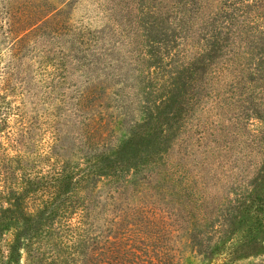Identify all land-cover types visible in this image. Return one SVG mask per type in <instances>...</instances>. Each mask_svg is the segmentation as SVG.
Segmentation results:
<instances>
[{
    "label": "rangeland",
    "instance_id": "rangeland-1",
    "mask_svg": "<svg viewBox=\"0 0 264 264\" xmlns=\"http://www.w3.org/2000/svg\"><path fill=\"white\" fill-rule=\"evenodd\" d=\"M223 3L0 0L37 42L0 27V264H84V222L126 225L150 264H209L231 238L227 264H264V221L243 211L264 200V54L232 52ZM197 52L208 70L185 61ZM115 163L131 169L86 181ZM29 234L8 262L6 241Z\"/></svg>",
    "mask_w": 264,
    "mask_h": 264
},
{
    "label": "trees",
    "instance_id": "trees-1",
    "mask_svg": "<svg viewBox=\"0 0 264 264\" xmlns=\"http://www.w3.org/2000/svg\"><path fill=\"white\" fill-rule=\"evenodd\" d=\"M224 1L225 3H223V6L225 8H228L227 10L225 9L228 15V19L240 21L239 30L232 34L237 39V45L234 46L235 51L232 52H238V50H240V46H238V44L241 42L242 44L245 43L246 45V50L243 51L244 54H264V0ZM6 24V21L0 17V27H3ZM7 25V31L5 30L4 33L5 36L8 37L9 34L11 35L13 33V36L10 37V45L14 44V46L16 45L18 46V48H23L25 44H29L31 47L32 45L35 46L37 44L35 40H32L30 42L31 30L28 31L26 30V28H19V31H17L16 33L15 30L9 28V24ZM199 50L201 52L204 51L202 47L199 48ZM22 56L27 57V54H22ZM198 56L203 55H201L200 53L185 55V58H188L185 61L189 63V61L192 59V61H190L192 66L194 63L197 65L200 64L199 66H195V69L206 68L208 70V66L207 64H205V57L203 56L201 59H199ZM261 72L262 73L259 77L264 78V68L261 69ZM33 113L37 115V113L34 112V108L27 109L24 107V109H22L21 133L24 136H27L31 132L32 125L30 120L33 119ZM86 119L93 120L92 116H87ZM156 123L160 128L161 134L163 136V132L165 130L163 129L164 125L161 123V115H158ZM88 125L90 126V123ZM171 129L172 125L169 124L166 130L170 132ZM161 134L153 135V143H163L161 140ZM158 135H160V137ZM88 167L89 169L86 173V181H88V183H96L97 176L101 178H114L118 177L123 171H125V168H128L129 170L131 169V166H129L128 164L115 163L110 164L108 168H97V170L99 171L98 173L95 172V166L89 165ZM72 177H74V175L70 176L71 179ZM76 179L77 177H74L72 181H76ZM70 183L72 185L76 184L72 183L71 181ZM262 195L264 196V193H262ZM254 198H252L251 200L249 199V202L244 206L243 211L247 210V215H252V217H255L257 219L261 217V219L264 221V200L260 201V204H256ZM239 205H241V203H239ZM86 225H88L87 222H84V264H145V262L150 264L146 259L149 256V252L143 248L137 247L138 245L134 244L135 239L131 235L129 230H119L127 228L126 225H122L115 230L112 229V226H109L106 232H99V234L96 235H91L90 230L86 228ZM2 231V228H0V236L3 235ZM33 237L35 236L29 234L28 236H23L17 239V241L12 244L6 241V255L4 256L7 258L8 262H11L12 257H14L12 253L15 252V256L16 254L19 255V251L20 249H22V245H24L25 241H32ZM229 241L230 242L225 244L226 248L224 249V252L222 254L217 253L214 258H208L209 264H220L222 262L223 264H227L231 261H234L233 259L241 256L240 251L242 247H236L232 250V246L238 242L237 238H231ZM139 251L141 253H139ZM13 261L14 262L12 263H16L18 261V256L16 257V260L14 259ZM16 264H18V262Z\"/></svg>",
    "mask_w": 264,
    "mask_h": 264
}]
</instances>
